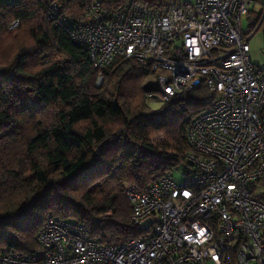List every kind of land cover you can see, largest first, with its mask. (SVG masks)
I'll use <instances>...</instances> for the list:
<instances>
[{
  "label": "built area",
  "instance_id": "1",
  "mask_svg": "<svg viewBox=\"0 0 264 264\" xmlns=\"http://www.w3.org/2000/svg\"><path fill=\"white\" fill-rule=\"evenodd\" d=\"M255 1L128 0L109 10L95 0L86 23L51 5L49 19L99 70L96 86L121 58L154 74L163 101L201 87L212 99L190 120L185 163L146 190L124 183L140 237L104 246L83 224L50 217L36 236L39 254L11 251L0 264H227V251L238 264H264V70L241 26Z\"/></svg>",
  "mask_w": 264,
  "mask_h": 264
},
{
  "label": "trees",
  "instance_id": "2",
  "mask_svg": "<svg viewBox=\"0 0 264 264\" xmlns=\"http://www.w3.org/2000/svg\"><path fill=\"white\" fill-rule=\"evenodd\" d=\"M94 1L0 0V254L40 251L36 236L50 217L83 224L104 246L140 237L124 183L146 190L185 163L190 120L212 99L201 87L152 110L154 74L121 58L96 86L88 51L48 17L56 4L86 23ZM99 1L111 10L128 0ZM260 118L264 125V107ZM156 134L163 145L151 142Z\"/></svg>",
  "mask_w": 264,
  "mask_h": 264
},
{
  "label": "rangeland",
  "instance_id": "3",
  "mask_svg": "<svg viewBox=\"0 0 264 264\" xmlns=\"http://www.w3.org/2000/svg\"><path fill=\"white\" fill-rule=\"evenodd\" d=\"M260 12L261 15L259 16ZM262 20L263 22H261ZM241 26L242 32L249 38L248 44L250 47V56L253 59L254 54H256L261 60L259 65L264 68V5H262L261 2L255 1L252 5L251 11L247 15L241 17ZM257 27H259L258 30H256ZM146 103L150 109L158 110L163 105L164 101L158 92H153L147 95ZM150 140L154 144H164L163 136L161 134L153 135ZM37 254H39V251Z\"/></svg>",
  "mask_w": 264,
  "mask_h": 264
},
{
  "label": "crops",
  "instance_id": "4",
  "mask_svg": "<svg viewBox=\"0 0 264 264\" xmlns=\"http://www.w3.org/2000/svg\"><path fill=\"white\" fill-rule=\"evenodd\" d=\"M258 1L263 4L262 0H258ZM251 59H252V57H251ZM252 61H253V63L256 66H258L259 68H261L262 70H264V68L261 65H259L261 60H260V58L256 54H254V58L252 59ZM208 263H211V262H208Z\"/></svg>",
  "mask_w": 264,
  "mask_h": 264
},
{
  "label": "water",
  "instance_id": "5",
  "mask_svg": "<svg viewBox=\"0 0 264 264\" xmlns=\"http://www.w3.org/2000/svg\"><path fill=\"white\" fill-rule=\"evenodd\" d=\"M147 89L148 90H151V91H155V89H156L155 84L154 83H149L147 85Z\"/></svg>",
  "mask_w": 264,
  "mask_h": 264
}]
</instances>
